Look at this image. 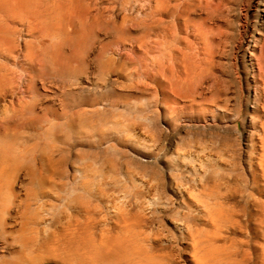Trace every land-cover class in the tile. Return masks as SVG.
Returning <instances> with one entry per match:
<instances>
[{"label": "bare ground", "instance_id": "bare-ground-1", "mask_svg": "<svg viewBox=\"0 0 264 264\" xmlns=\"http://www.w3.org/2000/svg\"><path fill=\"white\" fill-rule=\"evenodd\" d=\"M85 1L0 0V264H264V79L262 88L254 93L255 97L263 99L258 108L263 119L251 123L246 119L244 126L251 125V129L244 132H233L237 127L233 125L232 132L204 133L203 136L188 137L181 145L175 142L163 146L159 142L161 134L156 130L163 133L165 130H155L152 123L149 124L152 121L143 123L137 119L138 115L137 118L126 117L127 109L124 111L125 102L120 95L112 101L107 113V108L101 109L104 116L99 114L101 110L97 112L100 107H96L95 100L77 98L76 109L70 110L71 103L67 102L62 107H65L63 111H57L58 118L63 119L60 125L52 124L45 131L30 130L41 117L35 110L37 103L27 100L28 84L16 72L35 68L40 58L41 54L36 50L38 46L36 42L32 44V38L49 41L42 52L52 59L64 49L63 43L79 45L86 40V28L94 8L91 9ZM198 1L202 2L198 3L200 8L201 4H211L214 0ZM169 2L143 0V4L135 5L134 10L140 14L139 17L142 15L141 19L137 15V19L127 15L122 17L123 31L116 41L114 54L111 47L113 56H101L100 63L106 71L122 74L125 64L129 63L123 62L125 59L122 61L121 57L127 52L121 56V51L132 49L131 46L128 48L125 26L128 23H133V27L141 25L143 30L133 38L138 42L136 45L147 71L158 75L165 69L163 60L169 62L167 68L173 97L171 100L168 97L169 101L167 99L161 105L159 102L160 108L157 107L168 128L174 131L181 123L204 124V130L206 124L232 125L236 117L230 110L234 109L229 108L227 97L224 98L227 102L221 99L223 85L221 88L218 76L216 79L213 76V69L210 75L215 82L212 86L218 83L221 93L217 88V91H207V87L198 86L201 84L198 80L206 78V69L209 68L206 65L204 68L201 61L204 57L199 56H206L214 49L212 38L214 41L215 35L211 34L215 33L210 31L215 32L214 29H208L210 24L202 26L205 19V22L202 19L198 21L200 24L194 25L196 27L192 23L191 26L196 28L195 48H202L203 54L198 51L182 53L174 44L177 38L172 36L176 33L166 36L165 22L162 21L163 26L158 22L160 15L170 14V7L177 4L171 6ZM183 5L186 6L185 3ZM149 16L160 18L147 22ZM110 25H107L108 31L111 30ZM70 27L73 32L68 30ZM177 27L174 28L180 26ZM94 29H91L92 33ZM155 29L159 33L153 39L151 31ZM176 35L178 37V33ZM90 36L93 38L91 33ZM184 36L190 39V36ZM187 48L193 50L194 47L187 44ZM130 53L127 55L131 56ZM107 55H110L108 51ZM212 55L205 58L209 60ZM209 62L215 69V64L211 60ZM17 65L21 67L19 70L13 68ZM137 70L138 76H134L138 78L143 73L140 70L139 75ZM167 72L164 71L165 74ZM152 74L150 78L154 77ZM131 75L129 79L133 80ZM169 76H165L166 79ZM140 80L137 85L142 84V87L143 81L151 83L146 78ZM130 86L131 89L137 87ZM133 101L136 104L140 102ZM156 102L154 104L158 106ZM132 106L128 108L132 109ZM94 114H97V122L93 119ZM73 133L80 135L79 145L74 144Z\"/></svg>", "mask_w": 264, "mask_h": 264}, {"label": "rangeland", "instance_id": "rangeland-1", "mask_svg": "<svg viewBox=\"0 0 264 264\" xmlns=\"http://www.w3.org/2000/svg\"><path fill=\"white\" fill-rule=\"evenodd\" d=\"M90 1H91L92 4H90ZM184 1L183 0H179V2H178V0H170L169 5L171 3V6H173L177 2L179 8L175 7V6H177V4L175 6H173V7H170V14H169V12L168 13L166 12V13H164L165 16H164V14L160 15L162 20L161 19L159 21L157 20V17L160 18V16L154 17L155 19L151 18V16H149V17H147L148 20L147 19L146 20H147V22H151L153 20H157L158 22H160V24L162 23L161 24L162 26H163V22L162 21H164L166 24L164 23L163 27H164V30L166 32V34H165L166 36L167 35H171L172 36L173 33H176V34L178 33V37H177L176 34H173L172 37L177 38L175 40L176 42H174V44L177 45L176 46L177 48L179 47V50L182 53H188V52L194 53V52L198 51V53L201 52V55L203 54L202 51H201L202 48H200V50L195 48L196 47L195 45H197V40L195 39V33H196L195 29L196 28L194 29V27H196V26H198V24H200L199 22H200L201 19L202 20L205 19V21H206L205 22L203 20V22H205V24L203 22H201L202 24H204L202 26L205 27L208 24H210V25H208V29L209 30L212 29V28L214 29L215 32H212V30H210V31H211V33H215V34H211V36L215 35V36H213L214 37V41H213V38H212V43H214V42L215 43H214V45L212 44V46H214L213 47L214 49H212V51L209 54H207L206 56L213 54L212 57H214V58H212L211 56H210V59L208 58L209 56L207 58L209 60H211L212 63H214L213 59L215 60V63H214L215 64V69H214V65L210 64L209 60H207L205 58L206 56L204 54L202 56H199L200 58L204 57V59L207 60L205 62V60L203 58H202V60L199 59V60L202 61V64H203L204 68H205V65H206V67H209L206 70H207V73H208V75L210 77L209 76L207 77V73H205L206 76L205 75L204 76L206 78H201L202 80L201 79L198 80V83L199 82L201 83V84H198V86L199 87H202V86L207 87L206 88L207 91H217V89H218V93L219 92L221 93V91L223 90L221 94L219 93L220 95L223 94L221 99L223 100L224 98L227 97L226 99H228V102L226 101V99H224L223 101H226L228 103V105L230 106L229 107L230 109H234V111L233 110H230V111L232 113H234V115L236 117L235 118L236 122H234L232 125H229V126H222V124H220V125H214V126L210 125L211 126L210 127L209 125L206 124L205 125L206 126V128H205L206 130H204V128H203L204 124L201 125L199 123H197L196 125H193V124L188 125V124L181 123L180 126H178V128H176L177 130L175 129L174 131H173V129L168 128L169 126L162 120V115H160L161 114V112H160L161 110L158 111V109L160 108L159 105H161V103L166 102L167 99H168L167 101H169V98L173 97L172 96L173 93H171V91H173L172 83H171L170 76H169L170 74H169V71H168L169 70L168 69L169 68V62L166 61L167 59L166 60L164 59L165 61L163 60V64H164V67H165L164 71L165 72L168 71L166 74L163 71L162 73L160 72L161 75H160V73H157L158 75H156V74L153 75L152 73L147 71V69L145 68L146 65H145L144 58L139 54L140 51L138 49V44L136 45V43H138V42L133 38V36L138 35L143 30L141 25L136 26L137 24L135 25V23H134V26L137 27L136 28V27H133V23H128V25L130 24L129 27H128L127 24L125 26V28L127 27L126 31H128L127 32V34H128V39H127L128 42L127 41L126 42L128 44V48L130 46L132 48V49H129V51H128V49L121 51V56L124 55L123 57H121L122 61L125 59L123 62L127 61L126 63H129L128 65L125 64L126 66L124 65L125 69L123 68L126 73L124 71L122 72V74H120L118 72L116 73V71H114V70H113L114 73H113L112 70H110L112 72H110L109 70L106 71L103 68V66L100 63V61H99V58L101 56H105V55L106 56H113L114 50L116 49L115 47L117 45L116 41H117L118 37L121 36L120 34H122V31H123L122 28H121L122 17L124 15L130 16V17H133V18H136L138 16L137 18L141 19L140 17L142 15L139 17L140 14L138 15L135 12L134 6L138 5L140 3L143 4V0H135V1L134 0H131V1L130 0H128V1H126V0H103V1H101V0L100 1L99 0L98 1L97 0H93V1L92 0H86L85 2L91 7V9L94 8V10L92 9V17L90 18L91 20L88 22V27L86 28L88 30V33L86 35L89 38L86 37L85 39L88 40V43H87L86 40L81 42V43H84V44H82L83 48L81 50L79 48L81 46L80 45L81 43L79 44L80 46L79 45H75L72 42L63 43L62 47L64 49H62V47H61L62 50H60V48H59V50H60L59 53L61 55L59 54V56H57L55 59H52V58H49L45 54L44 51L42 52V50H45L46 47H48L49 44L47 45V43H49V41L46 40V39L45 40L43 39L44 41H46V42H44L41 38H40V40L36 39V38H32V39L35 40V41L34 40L31 41L32 44H34V42H36L35 45L38 46V48L36 47V50H38L37 52L41 54V55L39 54L40 58L37 60V62L35 64V68H32V69L29 68L27 71H25L23 73L20 72V71L16 72L20 76L22 75L21 76L22 77L21 80L24 81V83L28 84L29 92H28L27 100L28 101H30V100L31 101H35L37 103V106H36L35 110L37 111L36 113L40 114V117H41L40 119H38V121L36 123H34L31 126L30 130L31 131H38L37 129H39L40 131H43V130L45 131L46 127L49 128L52 124L60 125L62 123L63 119L58 118L57 111H63L65 109V107L62 108L63 106H65L64 103H67V102L71 103V105L69 106L70 110H71V109H76L77 108V106H78V102L77 101L80 100V99L84 98V99H88L90 101H94L95 100L94 102L96 103V107L97 108L100 107L97 112L99 113V111L101 109H103V111H104L107 108L105 110V112H106V111H108L109 108H111L110 106L114 102L113 100L115 98H117V95L118 96L120 95L119 97L122 98L123 103L125 102L124 105H123L124 106L123 108H124V111L127 109L126 110L127 114L125 113L126 117H128V118H137V115H138L137 119H139L140 121H143V123H147L148 124L150 121H152L149 124L152 123L151 125L155 128V130L156 129L165 130L166 133L165 132L163 133V131H161V130H156L158 134L159 133L161 134V137L159 138L160 139L159 142H160L161 145L163 143V146H167V145L170 146V145L175 144V142H177L179 145H181L185 139H188V137L200 136V134H201V136H203L204 133L205 134H209L210 132H213V133H224L227 130L228 131L231 130V132H232V130L235 128L234 126H237V127L233 130V132H235V133H239V132H242V131L244 132V131L247 130V128L251 129V125H248V127L244 126V121L246 119H247L248 123H251V121H256V120L259 121L260 119H263V116L261 115V112H258L259 111L258 108L260 109V104L263 101V99H262V97L261 98L255 97L254 93H255V90H260L262 88V86H263L262 83H263V79H264V77H263L264 76V0H217V1L214 0L213 3L211 2V4L210 3L209 4L208 3L201 4L202 6L200 8H198L197 6H200V5H198V3L200 4L202 2H199L198 0H191V3L189 2L190 0L189 1L188 0H184ZM99 2H100L101 5L99 4ZM96 3L98 4V6H96L97 5ZM104 3H105V5H104ZM184 3L186 4V6L183 5ZM189 3L192 4L193 6L192 7L189 6L190 5ZM215 3H217L219 6L216 5ZM126 4H128L129 6L126 5ZM214 4L216 5V7L214 6ZM194 5H196V6H194ZM209 5L210 6L212 5L213 7L212 6L210 7ZM130 6H131V8H130ZM203 6H205V7H203ZM208 6H209V9H208ZM122 7H124V8H122ZM125 7H126V10H125ZM193 7L194 8L196 7L195 10H197V9L198 10L195 12ZM187 9H188V11H187ZM179 10H180V12H179ZM173 11H174V13H173ZM191 11H193V12H191ZM121 12H123V13L121 14ZM175 12H178V14L175 13ZM180 13H181L182 16H180ZM189 14H191L190 15L191 17L189 16ZM135 15H137V16H135ZM174 15H176L177 17L174 16ZM105 17H106V19H105ZM162 17H164V18H162ZM194 17H196V19ZM174 18H175L176 21L174 20ZM170 19L171 20L173 19V21H171ZM101 21L102 22L104 21V22L102 23ZM107 21H109V22H107ZM166 21H168V23ZM171 23L173 24V26H172ZM192 23H193V26L194 25H196V26H194V27L191 26ZM89 24H90V26H89ZM100 24H102V25L104 24V26L101 25L102 26L101 27ZM109 24H111L110 25L111 26L110 29L112 31L111 30L108 31L109 30V26H107V25H109ZM167 24H169V26ZM105 25H106V28H105ZM112 25H113L114 28L112 27ZM176 25H178V27L179 26L180 27L178 28ZM86 26H87V24H86ZM115 26H117V28L119 30ZM188 26H191V27H188ZM89 27H90V29H89ZM174 27H177L178 29H176ZM130 28H132L131 32H130V30H131ZM91 29H94L96 33L95 32L92 33L93 30H91ZM120 29H121V32H120ZM133 29H135V30H133ZM173 29L175 30V32H174ZM68 30L71 31L73 29H72V27H70ZM106 30H107V32H106ZM116 30H118L119 32L116 31ZM97 31H98V33H97ZM71 32H73V31H71ZM71 32H69V33H71ZM90 33L92 34L93 38H91ZM110 33H112V34H110ZM158 33L159 32L156 29L151 31V36L153 37V39L157 37ZM182 33H183V35H182ZM190 33H192V34H190ZM180 34L182 36H179ZM184 34L190 36V39H187L188 37L185 38ZM161 35H163V33H161ZM180 37L181 38L184 37L185 39L183 38L184 39L183 40ZM97 38H99V40ZM96 39H97V41L95 42ZM113 39H115V40H113ZM191 39L193 41H191ZM36 40H39L40 43H38L39 41H36ZM89 40H91V41H89ZM111 40H112V42H110ZM194 40H195L196 43H194ZM190 41H191V43H190ZM71 43H72V45H69ZM90 43L91 44L94 43L93 45H95V47L93 45H90ZM179 44L183 45V46L180 48ZM187 44H190L192 47H194L193 50L192 49L189 50L187 48ZM41 45H43V46H41ZM109 47H110V49H109ZM111 47H112L113 50L111 49ZM69 48H71V49H69ZM84 48H86V49H84ZM88 50H89V53L91 52L89 54V56H88ZM103 50H107L108 53H110V55H107V51L103 52ZM111 50H112L113 54L111 53ZM81 52H83V53L81 54ZM123 52L124 53L127 52V53L123 54ZM129 52H131L130 53L131 56L127 55V54H129ZM85 53H87V54H85ZM102 53H104V54H102ZM134 54H135V56H134ZM125 55H126V58H125ZM58 57H60V59ZM57 58L59 59L60 63L58 62ZM63 59H65V60H63ZM80 59H81L82 62L80 61ZM54 61H55V64H53ZM132 61L134 62V64H133ZM138 61H140V63ZM71 62H72V64H71ZM206 63H208V65ZM39 64H41V65H39ZM42 64H43V66H42ZM57 64H59L60 66H58ZM67 64H69V65H67ZM140 64H142V66H140ZM63 65L64 66L67 65V67H64ZM75 65L78 66V67L74 68ZM143 65H144V67H143ZM17 66L16 67L13 66V68L19 70V68H21V67H19V65H17ZM49 67H51V68H49ZM126 67H129L130 69L126 68ZM134 67L136 69H138L137 73L139 72L138 73L139 75H140V70H141V74L143 73L138 78H140V79L146 78V80H149L148 82H151V83H149V84L145 83L144 82L145 79H144L143 87L141 86L142 84L140 86H139V84L137 85V83H138L137 81L139 80L140 81L139 83H141L142 80H140L137 77H135V76H138V75L136 74V69ZM137 67H139V68H137ZM43 68H45V69H43ZM66 68H68V69H66ZM78 68H79V70H78ZM132 68H134V69H132ZM126 69H127V71H126ZM144 69H146V70H144ZM212 69L214 70V72L212 71ZM45 70H46L47 73L45 72ZM60 70H61V72H60ZM67 70H69V72H72V74H73L72 77H70L72 74L70 73L71 74L70 75L69 72H67ZM131 70L133 71L132 72L133 74L131 73ZM129 71H130V74H129ZM211 71L213 73V76H215V79L218 76L217 77V80H218L217 82H219L220 87L223 85L224 89L221 87L222 88L221 91H220L221 88L219 87V85L217 86V84H218L217 82H216L217 84H214L212 86L213 82H215V79H213V77H211V75H212ZM102 72H105V73H102ZM127 72H128L129 75H127ZM148 73H149V76H147ZM57 74H58L59 77H60V74L63 75V76L59 78V77H57ZM64 74H66V75H64ZM151 74L154 77L150 78ZM260 74H262V75H260ZM130 75L132 77H134L133 80L129 79ZM159 75H160V77H159ZM164 75L165 76H169V77L166 79V77ZM66 76H67V78H66ZM56 77H57V79H56ZM147 77L150 78V79H148ZM42 79H44L45 81L42 80ZM151 79H152V81H151ZM153 79L155 80V82H154ZM164 79H166V80H164ZM260 79H262V80H260ZM64 80H67L68 82H66ZM130 80L132 82L134 81V83L131 82L132 84L130 83V85H132V86L135 85L137 87L139 86L141 88L133 87L131 89V86L129 85ZM53 81L54 82L56 81L55 84H54ZM201 81L205 82V83L202 84ZM49 82L50 83L52 82V83L50 84ZM155 84H157V85H155ZM69 85H72V86H69ZM150 85H153V86H150ZM208 86H209V88H208ZM211 86L213 87V90H211L212 89ZM149 88H150V90H148ZM52 89H53V91H51ZM160 89H162V90H160ZM224 90H227L228 92H225ZM78 91H79V93H78ZM68 92H70L71 94L68 93ZM156 92H158L159 94L156 93ZM62 93H63V95H62ZM227 93H229V94H227ZM89 94L92 96V99H91V96ZM126 94H128L129 96L126 95ZM133 95H134V98H133ZM104 96H106V97H104ZM110 96H111V99H110ZM102 97H103V99H102ZM61 98H63V99H61ZM65 98H66V100H65ZM77 98H78V100H77ZM104 98H105L106 101L104 100ZM142 98H143V100H142ZM171 98H170V100H171ZM98 99H99V101H98ZM100 99H102V100H100ZM134 99L136 101L139 100L141 103L138 102V101H137V104L134 103V101H133ZM152 99H155V100H152ZM158 99H159V101H158ZM230 100L232 102H230V104H229ZM74 101H75V103L77 105L74 104ZM107 101L108 102L110 101L109 102L110 104ZM130 101L133 104L130 103ZM150 101H151V103H150ZM155 101H157L156 102L157 105L160 102L158 106H155L156 105V104H154ZM99 102H100V105H99ZM142 102H144V103H142ZM127 103H129L130 107L132 105H134V106H132L133 110L129 109L130 107L127 105ZM125 104L127 105V108L125 107ZM139 104H142V106L139 105ZM144 106L147 109V111H150V112L146 113L147 111H146L145 108H143ZM152 106H154V107H152ZM101 107H103V108H101ZM157 107H158V109H157ZM152 109H153V111H152ZM130 110L133 112L134 115L131 114ZM135 110L138 111V112H136ZM157 111H158V113H157ZM48 112H49V114H48ZM105 112H103V114H102V110H101L99 114L104 116ZM139 112H141V113H139ZM152 113H154V114H152ZM155 113L157 115H159V116H157V115L155 116ZM139 114H141L142 116L139 115ZM94 115L95 116H93V119L95 120V122H97L98 121L97 114H94ZM143 117H144L145 121H144V119H142ZM150 117H151V119L153 118V120L148 119ZM157 117H158V120H154ZM238 117H240V118H238ZM55 118H57V119H55ZM158 121L159 122L162 121V122L158 123ZM154 122H156V123H154ZM192 125H193V127H192ZM199 125H200V127H199ZM157 127H159V128H157ZM224 127L225 128L229 127V128L225 129ZM231 127H234V128H231ZM61 129L65 130L64 127H62ZM191 130H192V132H191ZM197 130L199 131V133L197 132ZM159 131H161V132H159ZM79 136L80 135L78 133H73V142H74L75 145H79L80 144V142H79L80 137Z\"/></svg>", "mask_w": 264, "mask_h": 264}]
</instances>
